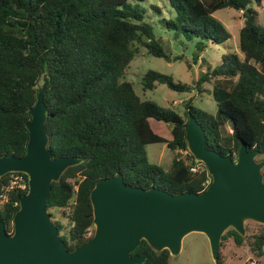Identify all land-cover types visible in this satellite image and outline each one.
<instances>
[{
	"label": "trees",
	"instance_id": "16d2710c",
	"mask_svg": "<svg viewBox=\"0 0 264 264\" xmlns=\"http://www.w3.org/2000/svg\"><path fill=\"white\" fill-rule=\"evenodd\" d=\"M138 1L143 0H0V155L25 153L28 110L45 75L47 148L53 157L81 159L51 183L46 202L48 210H68L66 233L60 234L62 224L55 222L70 250L94 232L90 191L101 178L121 174L128 185L156 187L173 195L203 191L206 174L189 170L186 160L191 161V155L174 156L164 170L150 163L146 152L153 143H164L171 151L186 149L184 124L189 113L202 126L208 148L235 157L243 142L248 151H259L258 159L264 155V13L259 22L256 9L261 0H168L174 17L164 19V26L186 39L196 37L213 45L230 37L215 11H242L238 49L222 54L221 62L207 68L194 87L156 70L141 78L143 90L163 83L177 92L206 91L201 86L214 81L210 93L217 104L215 116L193 105L192 99L184 102L181 116L141 99L132 83L122 79L137 44L153 56L168 57ZM153 8L160 12L158 6ZM203 47L202 42L196 45L198 51ZM226 122L235 125L231 146L220 142L221 124ZM26 191L13 194L12 200ZM18 207L12 201L0 207L8 232ZM227 238L237 246L246 243L256 257L264 255L262 224L245 236L229 228L220 245ZM143 253V264H167L170 256L167 249L155 251L141 240L132 254Z\"/></svg>",
	"mask_w": 264,
	"mask_h": 264
},
{
	"label": "water",
	"instance_id": "95a60500",
	"mask_svg": "<svg viewBox=\"0 0 264 264\" xmlns=\"http://www.w3.org/2000/svg\"><path fill=\"white\" fill-rule=\"evenodd\" d=\"M47 84L44 75L28 110L25 153L0 155V176L19 171L28 177L12 230L8 232L0 220V264H143L146 254H132L141 240L155 251L167 249L177 255L190 232L205 234L212 259L219 264V245L228 228L244 236L246 220L264 225V160L257 159L259 151H248L243 142L235 157L208 148L202 126L189 113L184 124L186 146L205 164L209 185L200 193L173 195L156 187L128 185L121 174L101 178L90 191L94 232L85 243L68 249L46 202L51 183L81 159L53 157L47 148L43 101ZM229 125L234 129V123Z\"/></svg>",
	"mask_w": 264,
	"mask_h": 264
},
{
	"label": "rangeland",
	"instance_id": "374dc122",
	"mask_svg": "<svg viewBox=\"0 0 264 264\" xmlns=\"http://www.w3.org/2000/svg\"><path fill=\"white\" fill-rule=\"evenodd\" d=\"M136 3L139 8L144 10V20L152 25L154 36L161 41L168 57L153 56L143 46L137 44V52L124 70L122 79L132 83L135 93L141 99L151 100L162 107L173 109L181 116L184 115V102L187 99H192L193 105L215 116L217 104L210 93L214 81L201 86L206 91L193 88L190 92H177L169 89L163 83H157L151 90H143L141 78L148 70H156L171 75L175 81L194 87L196 79L207 68L212 69L221 62L222 54L238 49L239 29L243 25L242 11L228 7L215 11L214 16L225 25L230 37L224 43L213 45L196 37L186 39L182 34L176 35L175 31L167 29L163 20L174 17V10L170 7L168 0H143ZM153 6H158L160 12H157ZM256 9L258 21L261 22L264 13V0L260 1V5L256 6ZM198 42L204 44L201 51L196 48ZM221 125L220 142L223 146L226 144L231 146L232 129L228 122ZM146 152L149 162L164 170L169 167L174 156H181L176 151L168 149L164 143L149 144L146 146ZM258 158L259 156H257ZM258 160H264V155ZM262 171L264 173V167ZM48 211L53 214L54 218L52 219L54 221L58 220L62 224L60 234L66 233L69 225L65 214L68 210L65 208ZM258 224L260 223L246 220L244 223L245 235L256 229ZM246 227L248 231H246ZM256 261L264 264V255L261 257L254 256L246 243L237 246L231 238H227L222 245H219V264H253ZM167 264H215L205 234L190 232L184 236L179 253L170 255Z\"/></svg>",
	"mask_w": 264,
	"mask_h": 264
},
{
	"label": "built area",
	"instance_id": "2783aa9c",
	"mask_svg": "<svg viewBox=\"0 0 264 264\" xmlns=\"http://www.w3.org/2000/svg\"><path fill=\"white\" fill-rule=\"evenodd\" d=\"M177 153L181 155V157H185L192 154L188 150V148L184 150H176ZM193 157V156H192ZM186 163L189 165V170L192 173H205L206 179L202 183L204 189L209 185L211 182V176L208 173V170L205 164L202 161L196 160L194 157L193 159L186 160ZM23 172L19 171H9L0 176V207L4 205L6 202L12 201L13 205H19L18 200H12L13 194H19L28 189V177ZM203 189V190H204Z\"/></svg>",
	"mask_w": 264,
	"mask_h": 264
}]
</instances>
